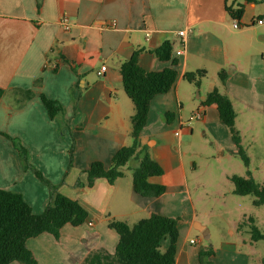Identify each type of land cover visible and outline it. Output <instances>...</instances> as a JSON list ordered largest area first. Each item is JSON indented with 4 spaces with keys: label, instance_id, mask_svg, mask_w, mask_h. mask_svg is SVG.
I'll return each instance as SVG.
<instances>
[{
    "label": "crops",
    "instance_id": "obj_1",
    "mask_svg": "<svg viewBox=\"0 0 264 264\" xmlns=\"http://www.w3.org/2000/svg\"><path fill=\"white\" fill-rule=\"evenodd\" d=\"M239 5L244 13L236 29L228 8ZM63 16L70 30L61 25ZM263 16L264 0H0V188L20 193L36 214L49 203L48 187L24 168L7 134L19 138L31 163L89 213L84 224L65 225L59 239L48 233L29 239L38 264H83L93 251L114 253L119 236L109 222L132 226L153 214L179 219L176 264H204L205 257L209 264H264L263 240H252L247 221L255 197L233 193L234 174L225 171L216 183L212 172L200 174L186 150L202 134L221 155L238 154L217 106L204 102L217 89L231 100L236 117L245 107L259 108L264 25L255 21ZM180 31L186 32L184 41ZM164 41L172 44L170 61L155 53ZM182 43L184 53L178 56ZM136 51L147 72L178 61L177 80L151 100L139 139L163 169L149 178L166 188L156 198L134 191L136 161L114 184L104 178L87 184L94 162L109 168L117 151L133 143L135 104L125 92L120 67ZM197 71L205 72L200 86L185 78ZM221 71L227 74L225 82ZM21 91H32L33 97L27 100ZM42 95L63 106L53 119ZM198 109L203 118L187 127L184 123ZM79 180L84 186H77ZM229 205L237 212L233 219L217 220L218 209L223 217ZM169 244L165 239L161 250ZM206 252L212 254L200 256Z\"/></svg>",
    "mask_w": 264,
    "mask_h": 264
},
{
    "label": "trees",
    "instance_id": "obj_2",
    "mask_svg": "<svg viewBox=\"0 0 264 264\" xmlns=\"http://www.w3.org/2000/svg\"><path fill=\"white\" fill-rule=\"evenodd\" d=\"M228 12L233 19L240 21L244 10L242 5H239L237 8H228ZM172 52L170 41H164L155 51L162 61H170ZM138 55V51L134 52L132 57L120 67L125 92L135 104V114L132 117L133 143L117 151L109 168H106L102 162H94L87 170V184L92 187L99 178L114 184L117 179L124 176L125 166L136 161L138 166L133 169L134 191L145 198H156L163 195L166 188L161 184L149 182V178L162 175L163 169L151 159L147 148L141 146L139 139L147 124L151 100L173 88L178 76L176 69L178 61L172 60L171 67L163 71L147 72L139 65ZM204 76V71L185 74L186 80L195 83L196 86H200ZM219 76L223 82L226 81L227 74L224 71H221ZM39 82L37 81V84ZM21 92L27 100L33 97L32 91ZM41 99L51 119L62 112L63 106L60 102L49 99L45 95H42ZM204 103L217 106L220 119L229 128L233 142L238 148V154L245 166H248V158L244 153L240 132L236 127V113L231 100L215 89L207 95ZM4 135L13 142L24 168L33 171L36 177L48 187L49 203L43 213L36 214L20 193L0 188V264H10L15 261L23 264H38L27 246V241L44 233L59 239L65 225L80 226L87 221L89 213L78 200L63 195L59 191V184L50 181L31 163L28 150L19 138ZM70 159L69 168L72 165L73 147L70 150ZM230 180L234 184L235 195H252L255 197L256 206H264V183L256 182L249 171L246 177L233 175ZM77 186H84V184L79 180ZM178 221L177 218L157 214L142 219L132 226L126 222L112 220L108 226L119 236L114 253L104 249L93 251L83 264H176ZM247 221L250 223L252 240H264V235L254 224V219L249 217ZM241 227L242 225H239V228ZM167 238L170 240L169 247L162 251V243ZM211 254L212 252H206L201 253L200 256Z\"/></svg>",
    "mask_w": 264,
    "mask_h": 264
},
{
    "label": "rangeland",
    "instance_id": "obj_3",
    "mask_svg": "<svg viewBox=\"0 0 264 264\" xmlns=\"http://www.w3.org/2000/svg\"><path fill=\"white\" fill-rule=\"evenodd\" d=\"M259 104L257 107H245L243 110L238 111V115L235 119L236 127L240 132L241 143L244 149V153L248 158V166H245L242 158L239 154L230 155L226 151L224 155L212 143L210 137H205L199 134L186 146L187 152L195 158L198 163V171L200 174H206L212 172L214 174V182H219V178L226 171L238 176H247L249 171L251 177L258 183L264 182V99L256 101ZM227 149V148H226ZM219 158L221 161H219ZM216 180V181H215ZM225 182V180L223 181ZM253 198V196H248ZM213 206L216 207V202H212ZM229 211H220L218 209L217 220L219 221H230L233 219V214L237 213L229 205ZM225 210V209H224ZM247 217L254 219V224L260 232L264 235V207L253 206ZM225 226V223H223ZM264 244V240L261 241ZM204 264H209L206 261V257L203 258Z\"/></svg>",
    "mask_w": 264,
    "mask_h": 264
},
{
    "label": "built area",
    "instance_id": "obj_4",
    "mask_svg": "<svg viewBox=\"0 0 264 264\" xmlns=\"http://www.w3.org/2000/svg\"><path fill=\"white\" fill-rule=\"evenodd\" d=\"M258 25H264V16L263 17H260L258 18L256 21H255ZM61 25L63 26V28L65 30H70L71 29V23H70V20L67 16H63L61 18ZM233 27L236 28V29H239L241 28V24H240V21L234 19V22H233ZM186 35V32L185 31H180L178 33V36L179 37H182V41H184V37ZM184 53V44L182 43L180 45V47L176 50V54L178 56L182 55ZM106 70V67H102V72H104ZM203 110L201 109H198L196 110L194 113H192L189 117V119L186 121V123H184L187 127H189L191 125L192 122L194 121H197V120H200L203 118ZM180 132L181 131H177L175 133L176 136H179L180 135ZM191 243H195V240H191Z\"/></svg>",
    "mask_w": 264,
    "mask_h": 264
}]
</instances>
